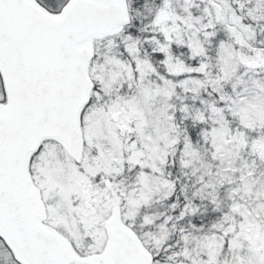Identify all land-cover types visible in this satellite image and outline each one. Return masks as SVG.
<instances>
[{"label": "snow or ice", "instance_id": "6c2138e0", "mask_svg": "<svg viewBox=\"0 0 264 264\" xmlns=\"http://www.w3.org/2000/svg\"><path fill=\"white\" fill-rule=\"evenodd\" d=\"M0 264H264V0H0Z\"/></svg>", "mask_w": 264, "mask_h": 264}]
</instances>
